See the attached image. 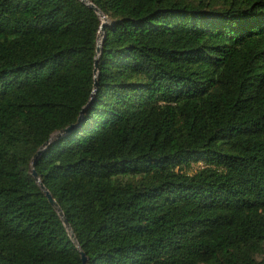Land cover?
I'll return each mask as SVG.
<instances>
[{
  "label": "trees",
  "instance_id": "1",
  "mask_svg": "<svg viewBox=\"0 0 264 264\" xmlns=\"http://www.w3.org/2000/svg\"><path fill=\"white\" fill-rule=\"evenodd\" d=\"M86 1L0 0V264H264V0Z\"/></svg>",
  "mask_w": 264,
  "mask_h": 264
},
{
  "label": "water",
  "instance_id": "2",
  "mask_svg": "<svg viewBox=\"0 0 264 264\" xmlns=\"http://www.w3.org/2000/svg\"><path fill=\"white\" fill-rule=\"evenodd\" d=\"M83 3H85L87 6H89L90 8H92L98 15L100 18H104V16L101 15V13L96 9L94 8L93 6H91V4L87 3L86 0H79ZM104 26L105 25H101L100 26V31H99V34L101 33V36H97V47H96V56H98L100 54V47H101V41H102V38H103V32H104ZM101 37V38H100ZM93 73L96 75L97 74V62L95 60L94 62V70H93ZM97 89V83L96 81L94 82L93 84V92L96 91ZM87 106L83 108L82 112H81V115L82 113L86 110ZM81 121V118L78 119L77 121V125L80 123ZM76 127V125H72V126H69L67 127L66 129L52 135L50 137V139L48 140L47 143H45V145L40 148L37 153L34 155L33 157V163H32V166H31V176L34 178L35 182L38 184L40 190L43 192L44 196L46 197L48 203L50 204V206L57 212L59 218L62 219V222H63V225L65 226L67 232L69 233V236H70V239L72 240L73 243H75V239H74V236H73V233L71 232L70 228H69V225L67 223V221L64 219V216H63V213L61 211V209L59 208V206L57 205V203L53 200L52 196L49 194V192L47 190H45L44 186L42 185V183L39 181L35 171H34V161L41 155L43 149L49 145V143L65 134H68L69 132H71L74 128ZM80 259H81V264H86L87 262V259L84 255V253L80 252Z\"/></svg>",
  "mask_w": 264,
  "mask_h": 264
},
{
  "label": "rangeland",
  "instance_id": "3",
  "mask_svg": "<svg viewBox=\"0 0 264 264\" xmlns=\"http://www.w3.org/2000/svg\"><path fill=\"white\" fill-rule=\"evenodd\" d=\"M101 20V25H106L107 24V19L104 17V18H100ZM99 36H101V33L99 34ZM101 38V37H100ZM202 164L201 163H195L193 164V170H196L198 167H200Z\"/></svg>",
  "mask_w": 264,
  "mask_h": 264
}]
</instances>
